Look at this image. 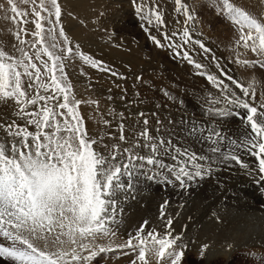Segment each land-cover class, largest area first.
Masks as SVG:
<instances>
[{
  "label": "rangeland",
  "instance_id": "obj_1",
  "mask_svg": "<svg viewBox=\"0 0 264 264\" xmlns=\"http://www.w3.org/2000/svg\"><path fill=\"white\" fill-rule=\"evenodd\" d=\"M14 2L17 12L27 13L23 19L29 22L21 23L22 17L12 11L9 0H0V50L19 59L21 53L18 49L23 48L41 68L40 83H48L46 70L34 55L36 49L31 47L35 40L32 36L35 31V25L31 22L32 5L24 3V0ZM230 2L254 17L264 19V0ZM58 3L61 7L59 25L63 26L68 42L59 36L58 25L59 48L55 51L64 57L65 82L71 85L70 100L74 97L81 101L77 111L88 137L98 141L94 145L96 151L108 155L116 148L121 153L129 149L141 156L150 155V150L144 147L148 141L140 135L145 130L154 141L163 139L170 142L167 151L161 149L157 154L163 167L145 164L134 170L135 181L127 176L123 177L125 185L131 182L133 188L118 195L116 222L112 224L116 234L96 241L97 245L111 250L99 254L92 264H132L138 253L118 246L126 243L129 234L135 235L144 221H148L145 233L155 228L163 234L167 219L173 221V235H182L178 244L187 245L180 264H264V235L258 236L259 233H255L248 237L246 232L249 227H254L257 232L264 227V196L256 190L264 185L255 184L262 178V173L261 177L256 176L258 169L252 166L244 168L236 161L223 158L231 151L232 154L239 155L240 159L247 156L249 159L246 158V161L256 160L247 151L229 143L231 139H243L244 125L240 124V117H220L208 110L211 107L210 101L220 96V90L207 78L209 75L223 80L237 96L241 95L240 90L236 84L227 80V76L245 87L255 81V98L251 97L250 90L249 96L244 99L252 106H257L258 110L264 104V68L237 63V51L242 60L253 61L257 57L250 49L246 50L242 46L237 48L235 42L239 33L236 26L214 8L209 0H181L187 7V12L177 11L175 0H58ZM142 3L149 8L157 6L156 10L161 13L163 23L157 24L154 18L148 23L145 18L147 13L137 12ZM188 14L194 19L186 23ZM14 16L15 20L12 19ZM44 24L47 29V21ZM185 29L190 33L187 42L183 36ZM17 32H20L19 39L16 37ZM165 33L168 39L165 38ZM152 36L160 41V45L151 39ZM21 40L26 43L21 44ZM45 40L47 43L43 46H50L46 33ZM201 44L204 48H201ZM69 46L73 48L72 55L61 51ZM40 47L42 46L37 45V48ZM77 52L101 62L99 67L85 62ZM185 52L190 59L183 55ZM41 59L48 58L42 54ZM196 64L202 67L196 68ZM56 74L60 76L59 72ZM23 87L28 98L35 95L37 90L40 95L50 94L45 93L39 84L29 88L27 77H23ZM56 95L61 96L60 93ZM0 100V107L6 105L3 104L4 99ZM47 103L52 106L55 102ZM14 104L19 106L15 100ZM217 106L224 107L223 103ZM27 110H38V106L29 104ZM235 111H239L241 116L245 114L243 109ZM10 113L13 114L10 123L15 121L16 124L26 126L29 131L36 130L34 125H27L25 118L18 116L13 109L8 113L0 112V125L9 123L4 116ZM145 120L147 124L144 123ZM193 128L201 131L190 135ZM211 129L225 136L218 145L220 153L213 154L210 151L214 146L207 139ZM121 135L123 140L120 139ZM5 137L6 131L0 127V141ZM104 145H107V149ZM176 148L210 157L205 164L211 163V174L203 179L187 181V184L207 185L199 192L202 197L195 196V191L174 197L169 191L172 183H168L165 177L173 179L169 168L178 163V160L173 159L177 156L174 150ZM123 160L122 155L117 156L118 162ZM251 165L257 166L254 162ZM158 180H165L166 183L162 184ZM173 184L177 190L181 188L178 181ZM238 198L246 200V204H236L235 199ZM165 202L164 218L161 219V205H165ZM194 210L202 212L194 216ZM205 244L208 248L201 254ZM209 252L217 255L207 262L205 253ZM226 252L232 253L228 256L223 254ZM147 259L150 264H157L151 252L147 253ZM0 264H4L3 258H0ZM137 264L140 262L137 261Z\"/></svg>",
  "mask_w": 264,
  "mask_h": 264
},
{
  "label": "snow or ice",
  "instance_id": "obj_2",
  "mask_svg": "<svg viewBox=\"0 0 264 264\" xmlns=\"http://www.w3.org/2000/svg\"><path fill=\"white\" fill-rule=\"evenodd\" d=\"M9 2L12 11L17 12L14 0ZM209 2L236 26L239 33L235 42L237 48L242 46L246 50L250 49L257 57L253 61L242 60L237 51V63L264 68V19L254 17L230 0ZM24 3L32 5L31 22L35 25L32 36L35 40L31 47L36 49L34 55L46 70L49 82L40 83L41 68L23 48L18 49L21 53L19 59L0 50V99L15 100L20 106L17 115L25 118L26 124L34 125L36 129L34 132L29 131L26 126L15 121L0 125L6 131L5 139L0 141V258H3L4 264H91L99 254L111 250L97 245L96 241L116 234L112 224L116 222L118 195L132 187L131 183L125 185L123 177L131 178L134 170L145 164L163 167L157 154L161 149L167 151L170 142L163 139L154 141L145 130L140 135L148 141L144 147L150 150V155L141 156L129 149L121 153L116 148L108 155L96 151L94 145L98 141L88 137L77 111L81 101L74 97L70 100L71 85L65 82L64 57L55 51L59 48L57 27L61 18L60 4L58 0H24ZM175 3L177 11H188L181 0H175ZM156 7L149 8L142 3L137 12L147 13L145 18L148 23L154 18L157 24H162V15ZM17 14L22 17L21 23L29 22L23 19L27 16L26 12ZM12 19L15 20V16ZM193 19L188 14L186 23ZM58 31L67 43L68 37L62 25H59ZM45 33L51 42L50 46H43L47 43ZM164 36L168 39L167 33ZM183 36L186 42L190 39L187 29ZM16 37L19 39L20 32L16 33ZM151 39L160 45L155 36ZM20 42L26 43L23 40ZM37 45L42 47L37 48ZM201 48H204L203 44ZM61 51L72 55L73 48L69 46ZM42 54L48 59H41ZM77 54L93 67H99L101 63L83 53ZM176 54L180 55L179 52ZM183 55L190 59L187 52ZM195 67L201 68L202 65L196 64ZM57 72L60 73L59 77ZM23 77H27L29 88L39 84L45 93L50 94L40 95L37 90L35 95L28 98ZM207 78L220 90L219 98L210 101L208 110L220 117H240L244 125L243 139H231L229 143L255 157L259 172L264 174V104L258 110L257 106H252L244 99L249 96L250 90L251 97L255 98L256 82L251 81L245 87L227 76V80L240 90L241 95L237 96L223 80L212 75ZM56 93L61 96L58 97ZM48 101L55 103L49 106ZM221 103L224 107L217 106ZM29 104L38 106V110L28 111ZM236 109L245 110V114L241 116ZM144 123L147 124V121ZM197 131L201 130L193 128L190 135ZM120 139H124L123 135ZM207 139L214 145L210 151L213 154L220 153L218 145L225 136L211 129ZM104 147L107 149V145ZM174 150L177 156L173 159L178 160V163L170 166L169 172L173 174V179L165 177L168 183L178 181L183 188L189 186L187 181L203 179L211 174V163L205 164L210 157L186 149ZM118 155H122L124 160L118 162ZM223 158L236 161L241 167H248L240 161L239 155L231 151ZM166 204L161 205V219L164 218ZM172 223V219H167L163 234L155 228L145 233L148 221H144L136 234H129L126 243L118 247L138 253L132 264H137V261L150 264L147 259L149 252L155 256L157 264L165 261L167 264H180L187 245L178 244L182 235H173ZM207 248V244L203 245L201 254Z\"/></svg>",
  "mask_w": 264,
  "mask_h": 264
},
{
  "label": "bare ground",
  "instance_id": "obj_3",
  "mask_svg": "<svg viewBox=\"0 0 264 264\" xmlns=\"http://www.w3.org/2000/svg\"><path fill=\"white\" fill-rule=\"evenodd\" d=\"M112 1V0H111ZM122 1V0H121ZM113 5V4H112ZM116 5V4H115ZM114 5V6H115ZM118 5V4H117ZM121 5V4H120ZM129 6V5H128ZM110 7V6H109ZM123 8V7H122ZM124 9V8H123ZM109 10V9H108ZM120 11V10H119ZM116 12H117V10H116ZM126 12V11H125ZM111 13V12H110ZM119 12H117V14H118ZM121 13V12H120ZM127 13V12H126ZM125 13V14H126ZM116 16V15H115ZM124 16V15H123ZM125 16H127V15H125ZM112 17V16H111ZM120 18V17H119ZM123 18V17H122ZM125 18V17H124ZM128 19V18H127ZM127 19H125V20H127ZM116 20V19H115ZM119 23V22H118ZM149 25V24H148ZM145 30V29H144ZM148 32V31H147ZM150 33V32H149ZM107 55V54H106ZM110 57V56H109ZM108 57V58H109ZM111 61V60H110ZM117 63V62H116ZM118 65V64H117ZM246 77H248V76H246ZM249 78V77H248ZM244 85V84H243ZM7 100V101H6ZM2 103V101L0 100V104ZM3 104H6V105H4V106H2V107H0V112H7L8 113V111L9 110H11V109H13L14 110V113H17L18 111H19V106H17V105H15L14 104V100L13 99H4V101H3ZM169 116V115H168ZM170 117V116H169ZM229 117V116H228ZM13 118V114H8V115H5L4 116V119L5 120H7V121H9V123H10V120ZM183 120V119H182ZM240 121H241V119H240ZM218 123V122H217ZM187 124V123H186ZM196 124V123H195ZM194 124V125H195ZM201 124V123H200ZM240 124H243L242 122L240 123ZM196 127H199L198 125H196ZM216 127V126H215ZM236 128V127H235ZM206 130V129H205ZM217 131V130H216ZM235 131V130H234ZM233 131V132H234ZM174 133V132H173ZM182 133V132H181ZM170 135V134H169ZM168 135V136H169ZM166 136V135H165ZM189 137V136H188ZM232 137V136H231ZM173 139V138H172ZM191 142H193L192 140H190ZM175 142V141H174ZM187 144V143H186ZM200 144V143H199ZM173 145H175V144H173ZM206 150V149H205ZM222 159V158H221ZM218 160V159H217ZM254 163H256V162H254ZM222 164V163H221ZM256 165L258 166V164L256 163ZM229 167V166H228ZM232 169V168H231ZM165 171V170H164ZM216 173V172H215ZM254 176V175H253ZM136 177V176H135ZM135 177H133V175L131 176V179H132V181H135L136 180V178ZM240 178V177H239ZM220 180V179H219ZM247 180V179H246ZM249 181V180H248ZM191 183V182H190ZM219 183V182H218ZM221 183V182H220ZM225 183V182H224ZM144 184V183H143ZM153 184V183H152ZM151 184V185H152ZM193 184V183H192ZM192 184H188L189 186H187V187H181L179 190H177L176 188H174V184L172 183L170 186L172 187L171 188V190H169V191H171L172 192V194L174 195V197L177 195L178 197H181L184 193H188V192H190V191H195L196 193H197V195L195 194V196H197L198 198H200V197H202L201 195H199V194H201V193H199L200 192V190H202V188L204 187V186H207L205 183H200V184H196L195 183V185H192ZM180 185V184H179ZM178 185V186H179ZM140 186V185H139ZM150 186V185H149ZM163 186V185H162ZM168 187V186H167ZM209 187V186H208ZM150 188V187H149ZM159 188V187H158ZM170 188V187H169ZM168 188V189H169ZM167 189V190H168ZM149 190V189H148ZM165 190V189H164ZM204 190H205V188H204ZM166 191V190H165ZM206 191V190H205ZM189 194V193H188ZM221 194V193H220ZM225 194V193H224ZM261 195V194H260ZM230 196V195H229ZM196 197V198H197ZM259 199H261L262 200V198H259ZM159 200V199H158ZM205 201V200H204ZM223 201V200H222ZM262 201H264V200H262ZM125 202V201H124ZM133 202V201H132ZM230 202V201H229ZM237 202V203H236ZM209 203V202H208ZM235 203L236 204H241V205H243V204H246V200H241V199H235ZM252 203V202H251ZM186 204V203H185ZM211 204V203H210ZM233 204V203H232ZM232 204H230V205H232ZM157 205V204H156ZM213 205H214V203H213ZM216 205V204H215ZM227 205H228V203H227ZM182 206V205H181ZM248 206V205H247ZM205 207V206H204ZM234 207V206H233ZM237 207V206H236ZM238 207H241V206H238ZM203 208V207H202ZM201 208V209H202ZM247 208V207H246ZM133 209V208H132ZM189 210V209H188ZM200 210V209H199ZM206 210V209H205ZM208 210V209H207ZM198 210H194V213H195V215L194 216H198V214H200L201 212L200 211H198ZM223 211V210H222ZM177 212V211H176ZM193 212V211H192ZM174 213V212H173ZM222 215V214H221ZM123 216V215H122ZM211 216V215H210ZM264 216V215H263ZM142 217V216H141ZM168 217V216H167ZM125 218V217H124ZM182 218V217H181ZM243 218V217H242ZM211 220V219H210ZM130 221V220H129ZM141 221V220H140ZM176 221V220H175ZM213 221V220H212ZM243 221V220H242ZM119 222V221H118ZM126 223V222H125ZM130 223V222H129ZM179 223V222H178ZM150 224H152V223H150ZM241 224V223H240ZM219 225V224H218ZM232 225V224H231ZM235 225V224H234ZM243 225V224H242ZM249 225H247V227H248ZM260 226V225H259ZM235 227V226H234ZM246 227V228H247ZM261 227V226H260ZM194 228V227H193ZM228 228V227H227ZM136 229V228H135ZM173 229V228H172ZM245 229V228H244ZM175 231V230H174ZM190 231V230H189ZM232 231V230H231ZM237 231H239V230H237ZM165 232V231H164ZM191 232V231H190ZM228 232V231H227ZM245 232V231H244ZM247 232V235H248V237H249V235H254L255 233H259V235L258 236H263L264 235V227H262L261 228V231H259V232H257L255 229H254V227L252 228V227H249L248 228V230L246 231ZM195 233V232H194ZM205 233V232H204ZM204 233H201V234H204ZM239 233V232H238ZM191 234V233H190ZM243 234H245V233H243ZM198 235H200L199 233H198ZM255 236H257V235H255ZM238 238V237H237ZM114 239V238H113ZM199 239V238H198ZM110 241V240H109ZM124 241H126V240H124ZM198 241H200V240H198ZM203 241V240H202ZM117 243V242H116ZM195 244V243H194ZM110 245V244H109ZM112 246V245H111ZM113 247V246H112ZM197 247V246H196ZM233 248V247H232ZM237 249H238V247H237ZM235 250V249H234ZM213 251V250H212ZM232 252H226V253H223L224 255H230ZM206 254V261L207 262H209L212 258H213V256L214 255H217V254H215L214 252H209V253H205ZM220 254V253H219ZM222 254V253H221ZM219 256V255H218ZM91 264H92V262H91ZM164 264H167V262H165Z\"/></svg>",
  "mask_w": 264,
  "mask_h": 264
}]
</instances>
